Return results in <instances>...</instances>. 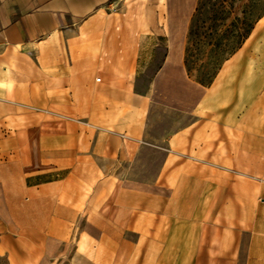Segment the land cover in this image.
Returning a JSON list of instances; mask_svg holds the SVG:
<instances>
[{
	"label": "crops",
	"instance_id": "1",
	"mask_svg": "<svg viewBox=\"0 0 264 264\" xmlns=\"http://www.w3.org/2000/svg\"><path fill=\"white\" fill-rule=\"evenodd\" d=\"M120 1L0 0V264H264V32L194 87L196 0L144 8L166 43L137 92L142 47L114 25ZM171 81L188 121L150 141L149 104ZM145 148L163 151L149 180L128 173Z\"/></svg>",
	"mask_w": 264,
	"mask_h": 264
},
{
	"label": "rangeland",
	"instance_id": "2",
	"mask_svg": "<svg viewBox=\"0 0 264 264\" xmlns=\"http://www.w3.org/2000/svg\"><path fill=\"white\" fill-rule=\"evenodd\" d=\"M245 1L246 0H238L237 5L242 4ZM144 8L151 10L153 13L155 10H164L166 8V3L163 2V0H121L110 8V11L113 12L112 19L114 25L125 26L129 29V34H121L122 39L130 36L133 42L140 43V47H142L135 67V74L132 77L133 79H131L132 82H134V87L137 92H145L147 90L149 80L163 58L165 52L164 45L166 43V35L160 32L159 23H156V21L146 23L141 22V15ZM236 13H240L238 7L233 10L227 21H229ZM145 26L148 27L145 28ZM254 26L252 33L250 32L251 36L244 44L245 48L252 52L256 51L255 49L257 48L256 44L259 40L257 39L259 38L257 35L264 32V18L255 23ZM150 31H152V33H150ZM261 36L262 35H260V37ZM185 41L186 33L183 35L184 46ZM254 71H256L255 67ZM258 72L264 73V66H258ZM184 79L186 83H191L195 87V84L193 83L194 80L187 75L184 76ZM178 83L179 82L171 81L160 87L158 89L159 94L155 96V100L150 102L148 140L156 141V139H161L174 128L188 121L186 115L169 106V102L175 104V102H173L175 98L172 99L170 93L172 94V92H174ZM200 89L203 91L205 88L202 87ZM173 97L175 96L173 95ZM248 117L249 121L253 120L252 114H249ZM162 156L163 151L161 149L145 148L140 152L138 160L132 163L129 171H127L128 173H135L139 179L149 180L158 170Z\"/></svg>",
	"mask_w": 264,
	"mask_h": 264
},
{
	"label": "trees",
	"instance_id": "3",
	"mask_svg": "<svg viewBox=\"0 0 264 264\" xmlns=\"http://www.w3.org/2000/svg\"><path fill=\"white\" fill-rule=\"evenodd\" d=\"M196 0L184 46L186 74L201 85L213 81L223 62L246 40L257 20L264 16V1ZM236 7L240 13L231 17Z\"/></svg>",
	"mask_w": 264,
	"mask_h": 264
}]
</instances>
